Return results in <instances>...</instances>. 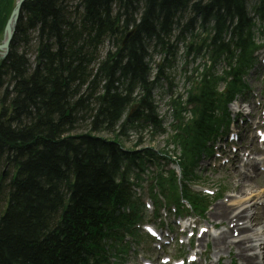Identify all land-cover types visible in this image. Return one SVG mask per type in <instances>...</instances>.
<instances>
[{
  "label": "trees",
  "instance_id": "trees-1",
  "mask_svg": "<svg viewBox=\"0 0 264 264\" xmlns=\"http://www.w3.org/2000/svg\"><path fill=\"white\" fill-rule=\"evenodd\" d=\"M245 1L35 0L23 6L10 52L0 63V264L103 260V238L137 219L133 208L131 215L118 213L129 200V167L120 173L119 157L142 168L154 156L148 151L126 155L117 145L134 121L145 117L155 127L160 123L142 61L145 39H154L161 53L173 54L175 17L185 20L183 31L193 30L192 15L201 16L202 26L215 19V34L206 31L192 51L208 47L212 57L226 52L228 62L234 48L240 51L239 62L225 73L232 77L228 100L251 63L246 32L252 23ZM11 5L12 0H0L4 15ZM259 10L264 11V0ZM186 13L191 17L185 19ZM227 19L236 22L230 43L224 44ZM130 27L136 33L121 47ZM105 41H113L116 50L100 60ZM217 84L206 70L190 85L184 105L193 108L185 123V106L175 105L183 165L193 160L215 124L213 112L221 105ZM132 105L134 117L121 121ZM100 134L113 140L95 138ZM5 165L9 173L3 176ZM158 183L163 188L165 180Z\"/></svg>",
  "mask_w": 264,
  "mask_h": 264
},
{
  "label": "bare ground",
  "instance_id": "bare-ground-1",
  "mask_svg": "<svg viewBox=\"0 0 264 264\" xmlns=\"http://www.w3.org/2000/svg\"><path fill=\"white\" fill-rule=\"evenodd\" d=\"M243 179L237 186L239 199L236 200V207H233L234 204L220 205L210 215L209 223L212 228L216 226L215 221H219L218 225L228 223L230 228L221 231L215 237L207 233L200 241L212 243L216 258L234 252V257L238 258L241 264H260L259 259H262L264 264V216L256 203L261 197L260 194L249 191V178Z\"/></svg>",
  "mask_w": 264,
  "mask_h": 264
},
{
  "label": "rangeland",
  "instance_id": "rangeland-1",
  "mask_svg": "<svg viewBox=\"0 0 264 264\" xmlns=\"http://www.w3.org/2000/svg\"><path fill=\"white\" fill-rule=\"evenodd\" d=\"M3 4H5V3H3ZM247 5L251 6L252 5V2H249V4H247ZM10 8L8 9V13L5 14V15L2 12V9L0 10V27L1 28H4V25L6 23V20H7L8 16H9V13H10L9 12L10 11ZM227 22H228V24L230 26H232V24L235 23V21H227ZM224 25L227 26V23L224 24ZM174 31L175 30H173V34H174ZM255 37H256V35H255ZM2 39H3V36H2V30H1L0 41ZM20 49H21V46H20ZM233 50L236 51L237 49L234 48ZM180 54H181V52L179 51V53H178L179 57H177L176 67H178L183 62V57H180ZM254 57H255V55L254 56L251 55V58H254ZM153 59H154L153 62L157 63L159 61V56L156 55ZM254 65L255 66H252L251 67L252 70L249 72V74H248V76L246 78V83H247V85L249 86L250 89H252L256 93H258L260 91V86H261L260 78L264 74L262 73V69L260 67H257L258 66L257 63L254 64ZM176 67H175V69H176ZM175 69H174V71L171 72V77H170L171 79L174 78L173 79V81H174V89H173V91H174L175 94H180V93L182 94V86H181V84H182V77H180V78L178 77V73H176ZM161 91H159V92L156 91L155 92V99H154V101H155V104H156V107H157V114L159 116L163 117V118L166 117L168 119V120H166L167 123H168V122H170V119H169V117L167 115L168 114V112H167L168 109H167V107H165L164 104H165V102H168L169 97H168V95H166V93H162ZM250 99L251 98L247 94V101L250 102ZM229 111L231 112V108L229 109ZM135 133H134V135H136V137L137 136L143 137V142H142V145H141V147L139 149H142V148H153L155 151L165 150V148H164L165 143L161 140V137L160 138L151 137V136H148L147 133H145L143 131H140L137 134H135ZM99 136L102 137V138H105V139H109V140L111 139V136H109L107 134H100ZM150 137L153 138V139H151ZM168 137H169V135H168ZM168 137H167V139H168ZM131 145H132V142H130V143H127L126 142L125 143V147L126 148H130ZM200 166H201L200 167L201 169L203 167L206 168L207 167V164L205 163L204 160H201ZM227 175H228V173H225V172H221L220 175L203 173V174H201V177L205 179V184L204 185H205L206 188L213 189V190L217 189L218 187L220 188L219 196L217 198L222 197L224 199V203L229 206V205H231L232 201H229L228 203H226V201L228 200V195H229V193L236 194V192H237V186L239 184H241V183H238V181H241L240 178L243 179V177H240V178L238 177L239 178V180H238V178L235 179V176L232 179L231 177H227ZM258 183L259 184H256L254 182L253 183L254 185L251 184L249 186L250 187V190L249 191H253V192L257 193V194L260 192V197L264 201V188H263L264 187V183L263 182L262 183L261 182H258ZM244 188L247 189V187H244ZM258 188H260V191L257 190ZM214 199L216 200V198H214ZM254 201H255V199H254ZM221 202H222V199H220L219 201H216V202L212 201V203H211L210 206L212 208H215ZM236 204H237V202H236ZM261 208H263V206ZM263 210L264 209H262V211ZM209 215L210 214L207 213V215L205 217V220L206 221H207V218L209 217ZM233 254L234 253H231L230 255L232 256ZM231 256H230V258L232 260H234L235 262H237V260L235 258H232ZM209 258L214 259L213 257H210V256H209ZM238 263L239 262H237L236 264H238ZM225 264H229V261H228V263L226 262Z\"/></svg>",
  "mask_w": 264,
  "mask_h": 264
},
{
  "label": "water",
  "instance_id": "water-1",
  "mask_svg": "<svg viewBox=\"0 0 264 264\" xmlns=\"http://www.w3.org/2000/svg\"><path fill=\"white\" fill-rule=\"evenodd\" d=\"M24 1L25 0H16L15 7H14L13 11L11 12V15H10L6 25H5L4 41L0 44V56L2 59L7 55L8 51H9V45H10L12 37H13L15 24L18 21L20 9H21ZM129 35H131V34H128V36Z\"/></svg>",
  "mask_w": 264,
  "mask_h": 264
}]
</instances>
